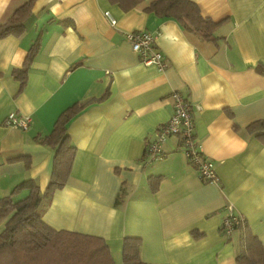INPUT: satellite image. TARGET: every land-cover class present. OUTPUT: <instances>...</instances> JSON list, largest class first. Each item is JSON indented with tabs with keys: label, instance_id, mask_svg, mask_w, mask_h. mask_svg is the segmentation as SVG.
Listing matches in <instances>:
<instances>
[{
	"label": "crops",
	"instance_id": "0c3cea01",
	"mask_svg": "<svg viewBox=\"0 0 264 264\" xmlns=\"http://www.w3.org/2000/svg\"><path fill=\"white\" fill-rule=\"evenodd\" d=\"M28 1L0 0V25ZM150 1L123 10L109 0H32L23 33L0 38V198L26 178L45 189L53 150L37 139L78 104L67 123L70 173L43 220L102 238L117 264L129 236L140 238L144 262L236 264L243 228L221 234L226 206L264 245V141L247 130L264 120V0H192L219 23L211 41L147 10ZM132 31L156 35L164 70L139 61L125 38ZM26 62L21 86L13 71ZM174 91L192 108L194 139L216 182L198 177L177 136L164 141L161 159L146 158ZM10 113L29 116L27 129L5 125ZM21 156L28 167L8 161ZM150 176H159L155 192Z\"/></svg>",
	"mask_w": 264,
	"mask_h": 264
},
{
	"label": "trees",
	"instance_id": "16d2710c",
	"mask_svg": "<svg viewBox=\"0 0 264 264\" xmlns=\"http://www.w3.org/2000/svg\"><path fill=\"white\" fill-rule=\"evenodd\" d=\"M128 10L142 0H109ZM32 0L19 7L0 25V38L19 36L25 30L31 15ZM160 16L172 17L182 27L199 38L214 40V31L219 25L209 17L201 15L192 0H152L146 6ZM37 48L32 46L31 52ZM32 55L28 59H30ZM27 62L15 69L13 75L25 83ZM81 105L74 104L62 111L49 134L38 137V142L53 150L52 170L44 190L32 178L17 184L7 195L0 198V264H117L102 238L64 229H54L42 218V211L51 195L64 186L70 173L75 147L67 133V123ZM247 130L264 141V120H256ZM23 160L28 167V158L16 157L8 161ZM159 176H150L148 184L152 192L158 188ZM27 191L23 197H18ZM243 219L234 229L243 228V249L237 253L236 264H264V245L246 228ZM223 226L219 231L223 234ZM229 239V236L227 237ZM138 237H125L122 242L121 264H156L141 260Z\"/></svg>",
	"mask_w": 264,
	"mask_h": 264
},
{
	"label": "built area",
	"instance_id": "2783aa9c",
	"mask_svg": "<svg viewBox=\"0 0 264 264\" xmlns=\"http://www.w3.org/2000/svg\"><path fill=\"white\" fill-rule=\"evenodd\" d=\"M105 16L112 25L116 23L110 13H105ZM155 37V34L148 31L125 33V38L138 56L139 61L144 65H151L162 71L166 68L167 61L161 51L155 46ZM171 99L172 114L169 120L157 129L154 139L147 143V160L161 159L163 157L162 144L164 141L170 136H177L180 150L195 168L198 177L202 181L216 182L218 178L213 162L202 154L198 143L194 139V119L190 104L179 92H172ZM29 122V116L17 115L16 113H10L4 120L5 125L22 130L27 129ZM225 210L226 215L221 225L224 228L223 235L228 237L231 235L234 225H239L243 218L233 213L230 205L226 206Z\"/></svg>",
	"mask_w": 264,
	"mask_h": 264
}]
</instances>
